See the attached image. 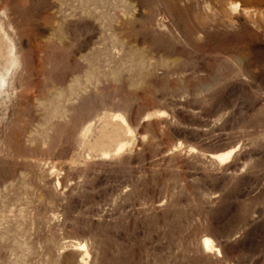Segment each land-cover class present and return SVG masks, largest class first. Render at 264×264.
Listing matches in <instances>:
<instances>
[{
    "label": "rangeland",
    "instance_id": "1",
    "mask_svg": "<svg viewBox=\"0 0 264 264\" xmlns=\"http://www.w3.org/2000/svg\"><path fill=\"white\" fill-rule=\"evenodd\" d=\"M228 3L0 0V264H264V0Z\"/></svg>",
    "mask_w": 264,
    "mask_h": 264
},
{
    "label": "bare ground",
    "instance_id": "2",
    "mask_svg": "<svg viewBox=\"0 0 264 264\" xmlns=\"http://www.w3.org/2000/svg\"><path fill=\"white\" fill-rule=\"evenodd\" d=\"M220 2H229L228 3V5H231V3H232V1L233 0H219ZM257 1V0H256ZM256 4H257V2H255ZM233 4V3H232ZM221 5V4H220ZM235 5V7H234V9L235 8H237L238 7V5L237 4H234ZM249 5H253L252 4V2H248V1H244L243 2V6H249ZM218 6V5H217ZM258 10H260V9H255V12H257V13H260L261 15H262V17H264V9L262 10V11H258ZM5 33L3 34V32H2V30L0 29V47H1V45L3 44V41H4V39L6 38L5 37ZM8 37V36H7ZM8 40V39H7ZM228 155L229 154H225L224 156H222V157H220V159L221 160H225L227 157H228ZM210 244H211V242L207 239V240H204V245H205V247L204 248H209V247H211L210 246Z\"/></svg>",
    "mask_w": 264,
    "mask_h": 264
}]
</instances>
